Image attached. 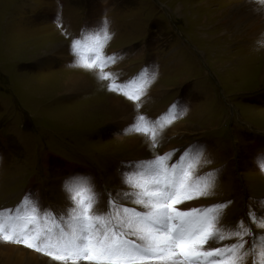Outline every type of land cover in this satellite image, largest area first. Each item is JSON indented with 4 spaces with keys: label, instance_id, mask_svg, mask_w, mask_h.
I'll list each match as a JSON object with an SVG mask.
<instances>
[{
    "label": "rangeland",
    "instance_id": "1",
    "mask_svg": "<svg viewBox=\"0 0 264 264\" xmlns=\"http://www.w3.org/2000/svg\"><path fill=\"white\" fill-rule=\"evenodd\" d=\"M240 1L0 0V208H13L30 192L42 210L62 215L72 206L65 181L86 177L99 195L96 210L105 212L106 191L128 190L123 163L199 144L205 147L196 171L215 170V186L188 203L230 201L222 223L247 226L246 207L264 210V32L252 39L234 27ZM104 20L111 34L105 53L118 57L107 70L121 81L142 69L150 79L155 73L139 102L109 91L97 71L75 63L72 39ZM112 94L130 103L129 116L108 119L103 110L80 116L86 102ZM173 104L177 118L159 132L155 150L148 137L124 131L138 115L155 120ZM138 136L141 156L125 142ZM260 239L245 237L246 250ZM7 245L37 254L34 264H60L3 241L0 264H27L5 262ZM252 261L250 252L244 264Z\"/></svg>",
    "mask_w": 264,
    "mask_h": 264
},
{
    "label": "snow or ice",
    "instance_id": "2",
    "mask_svg": "<svg viewBox=\"0 0 264 264\" xmlns=\"http://www.w3.org/2000/svg\"><path fill=\"white\" fill-rule=\"evenodd\" d=\"M258 2L264 15V0ZM110 40L107 20L96 29H82L70 46L75 63L97 71L101 81H108L109 91L139 102L155 73L150 79L147 69H142L121 81L107 70L118 60L114 53H105ZM175 108L173 104L167 115L155 120L138 115L124 131L148 137L155 150L159 132L177 118ZM204 147L188 145L123 163L120 175L128 190L106 191L105 212L96 210L99 195L86 177L65 181L72 206L62 215L42 210L33 194L25 193L13 208H0V241L23 245L60 264H244L250 252L252 264H264V239L251 243L247 250L245 240L264 235V210L249 212L246 207L249 224L232 225L222 223L230 201L201 206L188 203L209 196L215 186V170L202 175L196 171ZM177 152L180 155L170 163ZM125 200L139 207L121 202ZM225 228L231 229L227 236Z\"/></svg>",
    "mask_w": 264,
    "mask_h": 264
},
{
    "label": "bare ground",
    "instance_id": "3",
    "mask_svg": "<svg viewBox=\"0 0 264 264\" xmlns=\"http://www.w3.org/2000/svg\"><path fill=\"white\" fill-rule=\"evenodd\" d=\"M260 7L261 6H260L258 0H241L240 2H238V4L235 5L236 10L234 9L235 13L233 15L234 23H235L234 27L240 31L244 30L242 32H244V34L246 33V35H243V36H246V37L249 36V38L251 36H253L252 39H256L257 37H259V35L261 33L264 32V15H261ZM175 13H176V11H175ZM207 35L209 36V33H207ZM56 47H59V45ZM65 85H66V83H65ZM62 87H63V85H62ZM93 100L94 99H92L90 102H86L83 105L82 111L79 112L81 114L80 116H82L84 114H88V113L93 114L97 111L99 112V110H103L108 115H110V118H108V119H113V118L115 119L117 117L125 118V117L129 116L130 113L132 112V107L130 106V103L124 101L122 98H118L115 94L104 97L102 100H98V101H94V102H93ZM77 113H78V111L75 110V112L69 114L68 119H72V116L77 115ZM90 117H92V116H90ZM139 139L140 140L142 139L141 136H138V137H135L132 139H127L126 141L124 140L131 147L130 150L133 152H136L137 156H141L144 152H146L144 148L139 149L140 151L138 150V147L136 146V144L139 142ZM5 247H6V249L3 252H1V254L7 258L5 261L7 263H9L10 260L11 261H23L27 264H34L37 262L36 258L38 257V255L33 253V252L23 250L20 247L14 246V245H7Z\"/></svg>",
    "mask_w": 264,
    "mask_h": 264
}]
</instances>
